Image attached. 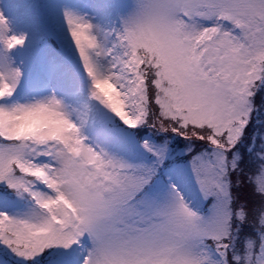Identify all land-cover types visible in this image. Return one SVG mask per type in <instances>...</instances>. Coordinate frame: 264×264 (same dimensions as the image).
I'll return each mask as SVG.
<instances>
[{
    "label": "snow or ice",
    "instance_id": "1",
    "mask_svg": "<svg viewBox=\"0 0 264 264\" xmlns=\"http://www.w3.org/2000/svg\"><path fill=\"white\" fill-rule=\"evenodd\" d=\"M64 22L87 88L21 103L0 14V264H264V0Z\"/></svg>",
    "mask_w": 264,
    "mask_h": 264
},
{
    "label": "rangeland",
    "instance_id": "2",
    "mask_svg": "<svg viewBox=\"0 0 264 264\" xmlns=\"http://www.w3.org/2000/svg\"><path fill=\"white\" fill-rule=\"evenodd\" d=\"M41 1L42 5H36L34 0H0V14L7 19L10 34H15L17 36L23 35L26 37L24 46L13 49L10 53L14 63L19 66L24 73V82L21 86L29 85L31 81L41 83L45 80L44 76L37 77L34 80L32 78L30 80L33 64L36 62L41 63L44 55L55 56L57 60H67V56L71 57V55L77 57L69 36L65 37L63 34V42L65 45L62 46L63 49L61 51L54 50L52 45L47 42V36L44 37V33L46 35H52L54 33L53 25L58 21L56 18V12L58 10L65 6L72 5L76 12H80L78 13L80 14L79 16L89 19L94 24H104L109 20H114L120 12L118 7H108L110 3L109 0H54L50 2L48 10L55 11L53 13L49 11V16L45 18L41 13L45 5H43V0ZM100 8L101 10H99ZM98 10L102 13L100 14ZM62 30L66 33L67 25H64ZM27 36L31 37V39H27ZM31 40L32 42L30 43ZM48 63H50V61ZM61 65L69 69L66 63ZM38 71H41V69L38 68L37 73H39ZM43 71L44 69H42L41 73H43ZM68 75L78 81L80 86L85 89L87 88L88 78L83 72V69L79 71V76L76 75V77H74L71 74ZM26 78L27 80H25ZM54 81L53 79L50 90H52L54 86ZM57 89L55 88L57 94L63 95V93ZM68 102H71L70 99H68ZM18 210L17 208L10 209V211L13 212Z\"/></svg>",
    "mask_w": 264,
    "mask_h": 264
},
{
    "label": "bare ground",
    "instance_id": "3",
    "mask_svg": "<svg viewBox=\"0 0 264 264\" xmlns=\"http://www.w3.org/2000/svg\"><path fill=\"white\" fill-rule=\"evenodd\" d=\"M99 10H101V8L99 9ZM98 10V12L101 14L102 12L101 11H99ZM27 39H31V37H29V36H27ZM32 42V40L30 41V43ZM47 60V58H45L41 63L40 62H36V63H34L33 64V67H32V73H30V76L31 77H36V74H37V69L39 68V69H41V71H38L39 73H38V76H40V74H41V72H42V69H43V63L45 62ZM63 71H65V70H63ZM66 72V71H65ZM70 76V75H69ZM25 80H27V78L25 79ZM51 84H52V81H51ZM54 85H55V81H54ZM54 87V86H53ZM52 87V88H53ZM57 89V88H56ZM58 90V89H57Z\"/></svg>",
    "mask_w": 264,
    "mask_h": 264
}]
</instances>
